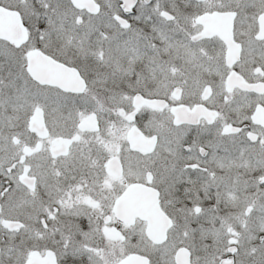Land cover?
<instances>
[{"label": "snow or ice", "instance_id": "snow-or-ice-1", "mask_svg": "<svg viewBox=\"0 0 264 264\" xmlns=\"http://www.w3.org/2000/svg\"><path fill=\"white\" fill-rule=\"evenodd\" d=\"M0 264H264V0H0Z\"/></svg>", "mask_w": 264, "mask_h": 264}]
</instances>
